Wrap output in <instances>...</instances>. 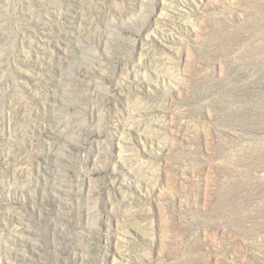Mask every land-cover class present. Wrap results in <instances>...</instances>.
<instances>
[{"label": "rangeland", "instance_id": "rangeland-1", "mask_svg": "<svg viewBox=\"0 0 264 264\" xmlns=\"http://www.w3.org/2000/svg\"><path fill=\"white\" fill-rule=\"evenodd\" d=\"M0 264H264V0H0Z\"/></svg>", "mask_w": 264, "mask_h": 264}]
</instances>
